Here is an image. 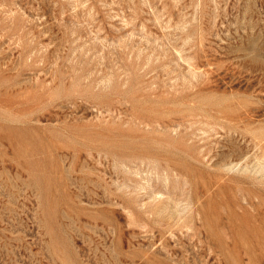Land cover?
Returning a JSON list of instances; mask_svg holds the SVG:
<instances>
[{"label": "rangeland", "instance_id": "rangeland-1", "mask_svg": "<svg viewBox=\"0 0 264 264\" xmlns=\"http://www.w3.org/2000/svg\"><path fill=\"white\" fill-rule=\"evenodd\" d=\"M0 88V264H264V0H0Z\"/></svg>", "mask_w": 264, "mask_h": 264}, {"label": "bare ground", "instance_id": "bare-ground-1", "mask_svg": "<svg viewBox=\"0 0 264 264\" xmlns=\"http://www.w3.org/2000/svg\"><path fill=\"white\" fill-rule=\"evenodd\" d=\"M2 69V68H1ZM195 71V70H194ZM3 72H5V70L3 71ZM11 78H12V76H11ZM12 82V81H11ZM16 82V81H15ZM6 85V84H5ZM11 85V84H10ZM16 85V84H15ZM4 86V85H3ZM3 86H1V87H3ZM6 88V87H5ZM8 88V87H7ZM11 89H12V85H11V87H10ZM1 89V88H0ZM4 89V88H3ZM14 89V88H13ZM5 91V90H4ZM7 91V90H6ZM5 93V92H4ZM2 94V93H1ZM3 95V94H2ZM1 96V95H0ZM8 96H6V98H7ZM10 98V97H9ZM25 100V99H24ZM2 101V100H1ZM6 101H8V100H6ZM18 103V102H17ZM8 104V103H7ZM11 104V103H10ZM13 104V103H12ZM2 105V104H1ZM4 106V105H3ZM1 107V106H0ZM8 107V106H7ZM3 108V107H2ZM9 108V107H8ZM12 112V111H11ZM12 113H14V112H12ZM192 113V112H191ZM189 114V113H188ZM189 117H191V116H189ZM201 117V116H200ZM1 118V117H0ZM192 118V117H191ZM230 118V117H229ZM205 119V118H204ZM207 121V120H206ZM11 122V121H10ZM187 122H189V121H187ZM200 121H198V123H199ZM197 123V124H198ZM3 124V123H2ZM5 124V123H4ZM194 124V123H193ZM211 126V125H210ZM8 127V126H7ZM208 127V126H207ZM217 127V126H216ZM209 128V127H208ZM215 130V129H214ZM8 133H10L9 131H8ZM7 133V134H8ZM11 134V133H10ZM15 136V135H14ZM10 139V138H9ZM13 139H15L14 137H13ZM12 139V140H13ZM256 140H258V139H256ZM14 143V145H15V142H13ZM257 143H259V142H257ZM263 143V142H262ZM255 146V145H254ZM230 154V153H229ZM143 162H144V160H142ZM123 162V161H122ZM125 163V162H124ZM120 164H121V162H120ZM121 166H122V164H121ZM126 166H127V163H126ZM123 169H124V167H122ZM127 170V169H126ZM164 170V169H163ZM19 171V170H18ZM166 172V171H165ZM21 173H22V171H21ZM22 175V174H21ZM9 177V176H8ZM166 177V176H165ZM166 179V178H165ZM167 180V179H166ZM138 183H140V182H138ZM145 184V183H144ZM143 184L141 183V187H143L142 186ZM145 187V186H144ZM155 193V192H154ZM151 195H153L152 193H151ZM149 196H150V194H149ZM155 198V197H154ZM141 200H143V199H141ZM152 200H153V198H152ZM142 203V202H141ZM142 205V204H141ZM87 254V253H86Z\"/></svg>", "mask_w": 264, "mask_h": 264}]
</instances>
